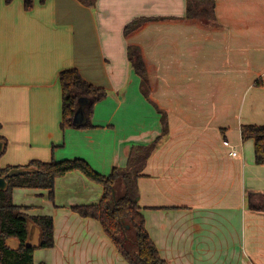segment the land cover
I'll return each instance as SVG.
<instances>
[{"label":"crops","instance_id":"1","mask_svg":"<svg viewBox=\"0 0 264 264\" xmlns=\"http://www.w3.org/2000/svg\"><path fill=\"white\" fill-rule=\"evenodd\" d=\"M215 3V18L203 20L187 16L190 0H34L31 9L0 0V168L83 158L109 175L146 146L132 191L160 256L264 264V209L252 208L264 205V165L241 133L264 125V0ZM70 68L107 91L87 128L61 126L59 77ZM103 191L79 170L56 179L53 199L13 190L29 216L54 221V246L38 247L36 264H129L99 220L73 210Z\"/></svg>","mask_w":264,"mask_h":264},{"label":"trees","instance_id":"2","mask_svg":"<svg viewBox=\"0 0 264 264\" xmlns=\"http://www.w3.org/2000/svg\"><path fill=\"white\" fill-rule=\"evenodd\" d=\"M12 0H7L10 2ZM26 9H31L34 0H23ZM45 0H41L44 2ZM215 0H190L188 17H198L203 20L215 18ZM129 28V26H128ZM127 28V29H128ZM129 58L132 67L147 83L145 63L138 47H129ZM60 84L63 92L62 128L76 127L73 118L80 97H88L92 101L87 107L88 123L96 103L107 97L104 88H98L85 80L78 69L70 68L60 73ZM259 84V81H258ZM242 139L253 140L255 146V161L264 165V125H242ZM1 139H6L0 135ZM146 152V146H133L128 156L126 167H114L109 175L97 172L85 159L73 158L61 161L43 162L33 160L27 166H35L38 172L34 175L17 176L8 179L9 187L0 191V260L2 264H36L34 251L39 248L54 246V221L51 216H29L26 206L14 204L13 190L19 188H36L49 190L53 199L54 186L57 178L66 173L79 170L90 180L103 186V196L98 204L74 206L73 210L82 217H92L100 221L105 233L114 243L118 253L129 264H168L160 256L157 246L152 240L145 224L135 195L132 191L133 182L139 173L131 169L139 157ZM12 166L1 169L7 173ZM254 209H264V205H252ZM35 223L41 231V241L37 247L26 246L28 238V223ZM19 241L17 248L7 245V239ZM47 264V263H39Z\"/></svg>","mask_w":264,"mask_h":264},{"label":"water","instance_id":"3","mask_svg":"<svg viewBox=\"0 0 264 264\" xmlns=\"http://www.w3.org/2000/svg\"><path fill=\"white\" fill-rule=\"evenodd\" d=\"M91 99L88 97H80L77 102V108L73 118V125L76 127H83L88 123L87 107L91 103ZM6 147V141L0 138V156L4 153ZM38 172V168L35 166H20L11 168L7 173L3 174L0 170V191H6L9 187L8 179L17 176L34 175ZM1 234V227H0ZM41 241V231L39 227L33 223H28V238L26 246L37 247ZM19 241L14 238L7 239V245L11 248H17ZM1 256V252H0ZM0 264L1 260H0Z\"/></svg>","mask_w":264,"mask_h":264},{"label":"built area","instance_id":"4","mask_svg":"<svg viewBox=\"0 0 264 264\" xmlns=\"http://www.w3.org/2000/svg\"><path fill=\"white\" fill-rule=\"evenodd\" d=\"M225 146L231 149V156L232 157H239L241 156L240 152L238 151L237 147L231 144L228 140H224Z\"/></svg>","mask_w":264,"mask_h":264},{"label":"rangeland","instance_id":"5","mask_svg":"<svg viewBox=\"0 0 264 264\" xmlns=\"http://www.w3.org/2000/svg\"><path fill=\"white\" fill-rule=\"evenodd\" d=\"M245 146H254L253 142L245 143Z\"/></svg>","mask_w":264,"mask_h":264}]
</instances>
